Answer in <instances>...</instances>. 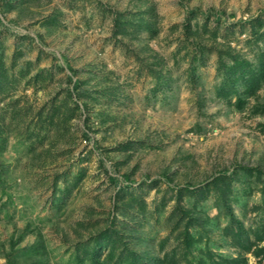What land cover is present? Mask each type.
Wrapping results in <instances>:
<instances>
[{"label": "rangeland", "instance_id": "374dc122", "mask_svg": "<svg viewBox=\"0 0 264 264\" xmlns=\"http://www.w3.org/2000/svg\"><path fill=\"white\" fill-rule=\"evenodd\" d=\"M262 245L264 0H0V264Z\"/></svg>", "mask_w": 264, "mask_h": 264}, {"label": "trees", "instance_id": "16d2710c", "mask_svg": "<svg viewBox=\"0 0 264 264\" xmlns=\"http://www.w3.org/2000/svg\"><path fill=\"white\" fill-rule=\"evenodd\" d=\"M247 82V81H246ZM262 240H263V238H261ZM257 254L258 255H262V257H263V259H264V245H262V246H260V247H258V249H257ZM165 260L162 258H159L158 259V264H165V262H164ZM135 262V261H134ZM134 264H140V263H138V261L136 262V263H134Z\"/></svg>", "mask_w": 264, "mask_h": 264}]
</instances>
